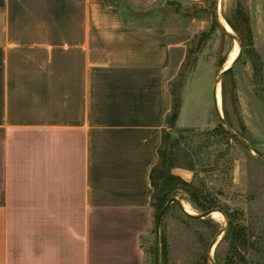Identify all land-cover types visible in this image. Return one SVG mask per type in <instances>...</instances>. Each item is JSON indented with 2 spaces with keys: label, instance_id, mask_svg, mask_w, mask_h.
Wrapping results in <instances>:
<instances>
[{
  "label": "crops",
  "instance_id": "0c3cea01",
  "mask_svg": "<svg viewBox=\"0 0 264 264\" xmlns=\"http://www.w3.org/2000/svg\"><path fill=\"white\" fill-rule=\"evenodd\" d=\"M177 2L0 0V264H151Z\"/></svg>",
  "mask_w": 264,
  "mask_h": 264
},
{
  "label": "rangeland",
  "instance_id": "374dc122",
  "mask_svg": "<svg viewBox=\"0 0 264 264\" xmlns=\"http://www.w3.org/2000/svg\"><path fill=\"white\" fill-rule=\"evenodd\" d=\"M172 9L191 10L200 23L190 44V62L173 79L183 83L179 119L175 128L166 124L164 129L178 139L196 164L193 169L185 168L183 175L176 174L181 166L172 171L203 191V205L227 211L229 219L225 215L220 220L212 215L190 217L172 204L161 222L164 264H212V241L231 222L245 228L247 243L233 245L231 237L225 236L227 228L212 247L216 263L264 264V162L236 138L221 132L214 103L215 80L238 43L220 26L216 0H201L188 7L177 2ZM219 11L226 21L228 17L235 23L239 33L233 32L243 38L242 55L221 82L220 109L234 130L264 153V0H220ZM240 11L246 20L240 18ZM202 35L204 40L197 47ZM178 160L183 165L186 159ZM172 196L189 202L194 213L206 211L189 200L184 189L175 190ZM156 218L155 209L147 246L151 264H159Z\"/></svg>",
  "mask_w": 264,
  "mask_h": 264
},
{
  "label": "trees",
  "instance_id": "16d2710c",
  "mask_svg": "<svg viewBox=\"0 0 264 264\" xmlns=\"http://www.w3.org/2000/svg\"><path fill=\"white\" fill-rule=\"evenodd\" d=\"M238 14L240 15V18L246 20V16L242 11H240V13ZM227 21L232 26V28L239 33V28L235 25V23L228 17H227ZM240 38L243 42L242 36H240ZM203 40H204V35L200 37L199 41L196 43V46L200 47L201 42ZM191 53L192 50L191 47H189L188 54L183 66L190 62ZM233 68L227 73V75L233 70ZM182 85L183 83L180 80L179 81L172 80L170 83V91L172 95V107L170 113L167 116L166 124H169L172 128H175L181 112ZM224 95H225V85H223V96ZM219 129L221 130V132L225 133L226 135H230L225 130L222 124H220ZM158 152L160 156V161L153 167L151 172V181L154 187L153 206L156 209L157 215L159 211L165 206V204L172 197V193L179 188L184 189L186 192H188V199L191 200L196 205L203 208V210L212 209L213 205L206 206L201 203V196L203 194V191L199 187H197L194 183L183 179L181 176L176 175L172 171L173 168L176 166L193 169L196 164L195 160L186 151V149L182 148L179 145L178 139H174L172 134L166 133V131H164L162 145L160 146ZM183 156L185 157L186 160L183 165L182 164L179 165L178 159ZM226 213L228 214L227 211ZM225 236L226 237L230 236L231 243L236 246L239 245L244 246L247 243L245 228L235 225L233 222L230 223ZM164 253H165V247H164Z\"/></svg>",
  "mask_w": 264,
  "mask_h": 264
},
{
  "label": "water",
  "instance_id": "95a60500",
  "mask_svg": "<svg viewBox=\"0 0 264 264\" xmlns=\"http://www.w3.org/2000/svg\"><path fill=\"white\" fill-rule=\"evenodd\" d=\"M219 6H220V0H216V15H217V19L220 23V26L229 36L233 37L238 42V44L240 45V51H239V54L236 57V59L231 63V65L228 68L223 69L219 73V75L217 76V78L215 80V84H214L215 109H216V112L219 116L220 122L223 125V127L225 128V130L230 135H232L234 138H236L238 141H240L243 145H245L250 150L255 152L258 155V157L264 162V153L261 152L253 143L248 141L243 135H241L240 133H238L237 131L234 130L232 125L229 123L227 118L222 113L220 106H219V103H218V97H217L218 85H219V83L222 82L223 78L227 75V73L235 66V64L238 62V60L240 59L242 52H243V42H242L240 36H238L237 34H235L232 31L228 30V28L224 25V23L221 20ZM174 203L177 204L181 208V210L190 217L206 218V217L212 215L214 211H221L225 215L226 219L227 220L229 219L228 214L224 210L217 209V208L209 209V210L203 211L202 213H198V214L197 213H191V212L187 211L182 200L179 197L172 196L169 199V201L165 204V206L159 211L157 218H156V231H157V246H158L159 264H164V253H163V247H162V242H161V222H162L163 217L165 216V214L167 213V211L171 207V205ZM227 228H228V223H227L226 227L221 229L219 234L212 241V244L210 247V253H209V258H210V261L212 262V264H217L216 261L214 260V258L212 257V249H213L212 247H214V245L217 243L219 237L227 230Z\"/></svg>",
  "mask_w": 264,
  "mask_h": 264
},
{
  "label": "bare ground",
  "instance_id": "6f19581e",
  "mask_svg": "<svg viewBox=\"0 0 264 264\" xmlns=\"http://www.w3.org/2000/svg\"><path fill=\"white\" fill-rule=\"evenodd\" d=\"M221 20L224 23V25L228 28V30H230L232 32L234 31L232 26H230L228 24V22L223 17H221ZM239 51H240V45L236 44L235 47H234V50L232 51V53L230 55V60H229L230 62L225 66V68H228L231 65V63L236 59V57L239 54ZM221 90H222L221 83H219L217 97H218V93H219L218 103H219L220 107H221V104H222V101H221V95H222ZM183 204H184L185 208L187 209V211H189L191 213H194V210H193V208H192V206H191V204L189 202L183 200ZM218 212H220V213H218ZM218 212H216V211L213 212V214H212L213 218H215L217 220L223 219L224 218V214L221 211H218Z\"/></svg>",
  "mask_w": 264,
  "mask_h": 264
}]
</instances>
